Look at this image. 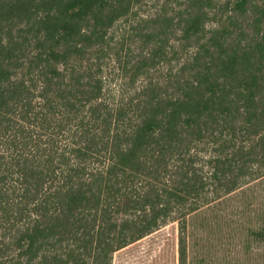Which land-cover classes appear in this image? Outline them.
Segmentation results:
<instances>
[{"label":"trees","instance_id":"16d2710c","mask_svg":"<svg viewBox=\"0 0 264 264\" xmlns=\"http://www.w3.org/2000/svg\"><path fill=\"white\" fill-rule=\"evenodd\" d=\"M217 220L264 264V0H0V264Z\"/></svg>","mask_w":264,"mask_h":264},{"label":"rangeland","instance_id":"374dc122","mask_svg":"<svg viewBox=\"0 0 264 264\" xmlns=\"http://www.w3.org/2000/svg\"><path fill=\"white\" fill-rule=\"evenodd\" d=\"M142 10L144 13L148 11L145 7ZM244 191L249 196H251L249 193L254 191L256 195L260 194V189L254 186L246 187ZM242 198H244L243 194L237 193L230 198L227 205L231 209ZM176 228L177 224L171 223L141 240L137 246L131 248V251L116 254L114 264H174L177 254L178 229ZM214 228L217 230L216 235L206 236L200 231L194 233L195 239L190 243L192 246H188V264H194L199 260L202 261L201 264H261L258 256L253 254L261 250L260 242L252 241L253 253L248 259L243 253L244 244L241 241L244 233L241 230L227 229L224 220H220L219 223L217 220Z\"/></svg>","mask_w":264,"mask_h":264}]
</instances>
